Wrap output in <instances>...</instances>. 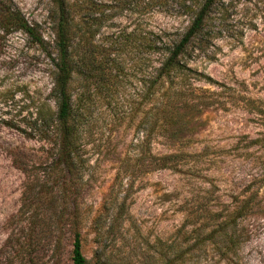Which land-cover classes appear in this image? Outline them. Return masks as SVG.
<instances>
[{"label":"rangeland","instance_id":"374dc122","mask_svg":"<svg viewBox=\"0 0 264 264\" xmlns=\"http://www.w3.org/2000/svg\"><path fill=\"white\" fill-rule=\"evenodd\" d=\"M82 1L76 14L103 21L94 41L108 46L110 67L102 88L95 76L72 79L82 156L71 172L55 161L56 142L21 131L43 105L56 110L52 61L0 28V264H72V219L87 264H264V0L212 8L206 49L179 78L199 105L172 141L152 129L155 97L141 99V68L156 62L140 67L138 40L125 35L179 37L193 12L176 1ZM8 8L37 22L52 51L51 0H0V18ZM151 154H171L172 165L137 173ZM236 208L245 213L231 222Z\"/></svg>","mask_w":264,"mask_h":264},{"label":"trees","instance_id":"16d2710c","mask_svg":"<svg viewBox=\"0 0 264 264\" xmlns=\"http://www.w3.org/2000/svg\"><path fill=\"white\" fill-rule=\"evenodd\" d=\"M122 1L123 7H125L127 0ZM136 1H142L144 6L159 7L169 1H176L184 11L193 12L190 25L179 37L165 39L162 33L141 30L131 31L125 35V38L134 36L138 40L139 56L137 59L140 67L146 65V61L156 62L151 66L152 69L149 73L141 68L142 74L149 75L147 78L142 76L141 99L146 102L152 96L155 97L153 106L150 107L154 110L152 129L155 127L160 129L159 134L172 141L182 138L188 127L189 120L186 118L185 111L199 105L197 101L190 102L188 95L193 93V89L186 87V84L182 83L179 78H183L193 71L188 66L192 54L203 52L206 49L204 40L206 38H204L203 31L210 20L212 8L218 4L219 0H204L197 10L194 7L195 0ZM82 2V0H51L52 9H50L46 22L53 33L52 51L48 50L49 42L45 40L39 30V24L28 21L19 10L8 8L4 17L0 18L2 30L5 32L19 30L25 33L46 52L52 61V97L56 103V110L52 111L43 105L27 122L29 131L25 128H21V131L26 136L37 135L40 140L56 142L55 161L59 164L62 163L69 172L73 171L74 161H78L82 156L80 153L81 122L72 95V79L79 74L88 84L95 76V81L102 88L106 82L105 70L110 67L108 66L110 58L107 53H104L108 50V46L102 44V40L94 41L103 21L95 17L90 19L85 14H76V10L81 9ZM150 133L151 129L146 132V136L148 137ZM170 156L171 154H151L150 161L140 162L136 171L140 173L154 168L170 167L172 165ZM122 171L127 173L128 169ZM131 172H134L133 169ZM119 187L120 185L116 186V189ZM116 192L118 191L116 190ZM242 213H245V210L236 208L230 212L228 218L232 222ZM70 229L72 230L71 262L72 264H87L81 248V233L77 220H71Z\"/></svg>","mask_w":264,"mask_h":264}]
</instances>
